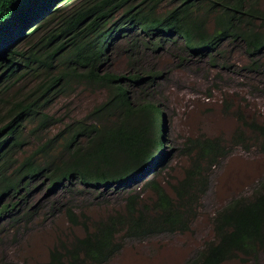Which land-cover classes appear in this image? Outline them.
I'll list each match as a JSON object with an SVG mask.
<instances>
[{
    "label": "trees",
    "instance_id": "1",
    "mask_svg": "<svg viewBox=\"0 0 264 264\" xmlns=\"http://www.w3.org/2000/svg\"><path fill=\"white\" fill-rule=\"evenodd\" d=\"M56 1L0 0V87L3 76L22 67L19 56L26 51L19 46L24 41L31 43L27 72L40 75L42 65L47 75L27 96L10 100L8 108L0 102V221L19 215L22 196L38 180L56 191L78 183L101 195L111 188L128 190L124 207L100 219L79 220L71 208L70 217L85 226L86 234L61 241L45 263L105 264L122 250L128 236L190 230L214 167L230 153L220 136L189 137L182 149L172 145L162 106L148 92L162 72L153 67L109 70L108 50L120 41L126 44L123 50L133 52L142 45L159 51L183 41L182 51L188 55L227 68L226 46L233 45L247 59L243 69L261 72L264 8L256 0H171L163 11L162 0H78L64 7ZM54 69L58 71L52 74ZM75 82L104 90L106 96L88 114L65 122L52 114L48 103L53 87L62 83L64 91ZM134 87L142 91L138 98L131 94ZM1 108L7 110L5 115ZM27 121L35 124L30 135L58 123L64 127L46 141L39 138L38 147L25 153ZM243 125L250 135L236 131L232 142L264 152V124L243 119ZM178 150L191 163L168 191L159 175ZM137 186L141 189L133 190ZM149 190L153 197L147 199L143 191ZM28 214V219L34 215L31 209ZM211 221V238L184 264L259 258L264 249V176L250 193L215 210ZM123 230L127 237L119 236Z\"/></svg>",
    "mask_w": 264,
    "mask_h": 264
},
{
    "label": "rangeland",
    "instance_id": "2",
    "mask_svg": "<svg viewBox=\"0 0 264 264\" xmlns=\"http://www.w3.org/2000/svg\"><path fill=\"white\" fill-rule=\"evenodd\" d=\"M76 1L58 0L55 5L64 7ZM256 1L260 8H264V0ZM171 5V0H162L161 11ZM41 34L29 38L26 36V40H34ZM122 42L108 50L106 68L125 73L153 67L162 72L148 92H152L150 99L162 106L166 136L170 138L171 144L182 149L189 137L220 136L230 148V153L214 167L209 190L197 204L199 213L190 230L143 237H127L123 230L119 236L126 234L124 247L105 264H184L205 240L211 238V217L215 210L231 198L250 193L264 176V152L256 146L246 149L232 142L236 131L244 130L250 135L248 128L243 125V119H255L264 124V70L249 72L243 69L246 57L241 55L240 49H234L228 43L226 50L231 67L226 68L220 63L214 64L209 58L188 55L182 51L183 41L172 46L168 43L167 48L159 51L142 45L134 52L123 50L126 44ZM19 48L26 51L24 56H19L22 67L12 76L5 75L1 80L0 102L7 108L10 100L14 102L24 98L47 78L42 65L39 67L40 75H36L33 70L27 72L31 43L24 41ZM30 65L34 67L36 62ZM57 71L54 69L52 74ZM60 89L62 83L53 87L48 108L65 122L88 114L106 96L104 90H93L76 82L71 88L64 91ZM131 94L138 98L142 91L134 87ZM1 109L2 115H5L7 110ZM243 115H246L245 118ZM26 124L24 133L28 143L25 153L38 147L41 143L39 138L46 141L64 127V123H58L38 135H30L29 131L35 124L29 121ZM190 163L188 155L178 150L166 164L168 168L159 175V181L171 191L170 183L182 178ZM140 187L133 190H139ZM29 189L18 204L21 210L19 215L14 213L0 221V264H45L50 259L51 250L61 241L86 234L85 226L70 217L71 208L79 220L85 216L91 221L100 219L116 212V209H122L128 192L123 188H111L103 190L101 195L94 188H87L81 183L56 191L48 189L42 180L34 182ZM143 195L147 199L153 197L150 190L143 191ZM30 209L34 215L28 219ZM221 264H264V249L259 258L249 262L234 258Z\"/></svg>",
    "mask_w": 264,
    "mask_h": 264
},
{
    "label": "water",
    "instance_id": "3",
    "mask_svg": "<svg viewBox=\"0 0 264 264\" xmlns=\"http://www.w3.org/2000/svg\"><path fill=\"white\" fill-rule=\"evenodd\" d=\"M60 1V0H59Z\"/></svg>",
    "mask_w": 264,
    "mask_h": 264
}]
</instances>
